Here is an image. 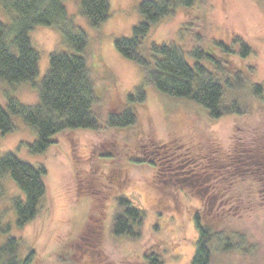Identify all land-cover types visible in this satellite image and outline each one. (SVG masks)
<instances>
[{
	"label": "rangeland",
	"instance_id": "374dc122",
	"mask_svg": "<svg viewBox=\"0 0 264 264\" xmlns=\"http://www.w3.org/2000/svg\"><path fill=\"white\" fill-rule=\"evenodd\" d=\"M143 1L109 0L110 17L93 27L81 14L82 0H63L73 23L87 35L88 46L82 56L96 85L104 88H98L99 101L94 106L100 121L104 123L110 114L127 109L128 96L141 88L146 100L135 104L139 118L133 126L114 130L107 129L105 123L100 133L66 130L56 135L41 154H33L30 149L38 139L37 130L21 116H12L14 131L4 136L0 133V157L13 153L34 167H45L47 194L38 217L20 227L15 202L25 200V194L9 172L0 179V247L10 238L17 239L19 257L25 260L32 254L30 264H149L144 255L151 254L161 258L163 264H191L199 239L195 221L199 212L204 223L217 222L216 229L227 227L230 233H238L234 241L241 249L228 252L224 258L219 256L214 264H264V164L260 169L257 162L251 163L245 174L232 173L221 159L222 151L231 154L239 138L243 144L248 141L245 146L238 143V148L243 146L244 163L245 156L254 154L249 150L252 135L264 129V100L255 101L252 107L248 88L236 96L251 106L244 115L211 119L198 103L167 96L150 86L142 67L115 46L118 39L133 38L134 28L143 20L139 11ZM3 19L7 16L0 10V21ZM30 37L40 56L36 86L10 85L0 80L2 107L7 108L9 97L26 106L38 105L39 85L49 69L51 54L71 52L56 28L35 26ZM235 38L244 40L253 50L250 57L238 62L245 69L248 84L264 85L261 0H198L191 8L179 7L153 27L145 46L178 45L194 65L193 49L204 42L232 44ZM141 51L145 53L143 47ZM164 144L162 152L159 147ZM169 147L178 156L189 152L197 157L195 169L208 173L213 184L209 196L205 193L202 197L196 186L181 182L185 171L170 170L164 156ZM101 153L112 154L115 160L102 161L98 157ZM134 159L139 162H131ZM261 159L264 161V150L259 153L258 161ZM235 179L239 181L238 197L229 202L223 199L224 191L228 190L227 197L236 192L231 184ZM120 197L130 199L146 213L139 238L113 233L115 201ZM92 207L102 213V220L93 224L88 223ZM88 224L103 232L92 233ZM95 235L99 240L95 241Z\"/></svg>",
	"mask_w": 264,
	"mask_h": 264
},
{
	"label": "trees",
	"instance_id": "16d2710c",
	"mask_svg": "<svg viewBox=\"0 0 264 264\" xmlns=\"http://www.w3.org/2000/svg\"><path fill=\"white\" fill-rule=\"evenodd\" d=\"M197 1H143L139 7L143 16L142 22L134 28L133 38L116 41V49L127 59L138 63L144 71L146 82L160 93L198 103L211 119H219L228 114L242 116L246 113L247 107H254L255 101L264 100V85L248 84L245 69L238 64L239 61L250 57L253 52L252 47L244 40L235 38L232 44L224 41L204 42L191 52L194 65L187 61L184 50L178 45L145 46L153 27H158L179 7L191 8ZM0 10L7 16L6 20L0 21V80L10 85L23 83L35 85L40 60L30 37V32L35 26L56 28L63 34L65 43L71 49V52L51 54L49 69L39 85L38 105L26 106L16 98L9 97L7 108L0 106V133L3 136L15 129L12 116H21L24 122L34 127L38 133L37 141L30 147L31 152L41 154L53 144L52 139L56 135L66 130L91 129L100 133L105 129L103 127L105 123L107 129L114 130L128 128L137 123L139 113L135 104L143 103L147 95L142 88L128 96L130 106L123 112L110 114L104 123L96 115L94 106L99 101L100 87L96 85L87 60L82 56L87 50L88 38L69 17L63 0H0ZM110 12L109 0H82L81 14L93 27H99L106 22ZM141 47L145 53L141 51ZM248 88L251 106L244 98L242 101L236 98ZM257 131L259 132L256 134L252 133L253 146L252 150H249L254 154L245 156V163L241 150L248 141L243 144L239 138L241 141L235 142L237 145L233 146L231 154L222 151L221 159L228 165L225 166L223 162L222 166L224 165L226 170L232 173L243 171L242 174H245L249 164L256 162L257 167L262 169L260 165L264 164V161L261 159L259 162L258 156L264 150V129ZM239 142L243 145L240 148ZM165 145L159 147L162 152ZM164 156L170 170L178 169L177 172L180 173L185 171L181 182L196 186L202 197L205 193L209 196L208 191H212L213 184H210L208 173L195 169L198 167V162H195L197 157L193 158L189 152L178 156L175 151H170V147ZM98 157L102 161L115 160L112 154L101 153ZM135 161L139 162L137 159L131 162ZM8 172L26 197L25 200L15 202L18 225L23 227L37 218L41 212L42 202L47 194L44 182L47 170L45 167H34L24 162L13 153H7L0 157V179ZM238 183L237 179L231 182L233 190L236 191ZM238 192L239 190L227 197L228 190H225L223 199L227 198L231 202L237 199ZM1 193L0 188V195ZM213 197L209 199L210 208ZM115 202L117 210L113 220V233L120 237L139 238L146 213L126 197H120ZM220 203H223V200ZM101 214L92 207L88 223L93 224L94 221L101 219ZM224 215L222 217H227ZM195 221L199 239L191 264H214L219 256L224 258L228 252L241 249L234 241L237 232L230 233L227 227L218 230L214 227V223L217 222L204 223L199 212L195 214ZM99 228L103 229V225ZM87 229L94 234L103 232L89 224ZM95 236V241L99 240L98 236ZM83 238L87 239L86 236ZM144 260L149 261V264H163V260L155 254L144 255ZM31 261L32 254L25 260L19 257V241L15 238L8 239L0 247V264H30Z\"/></svg>",
	"mask_w": 264,
	"mask_h": 264
}]
</instances>
